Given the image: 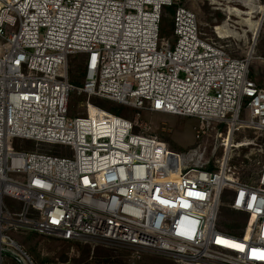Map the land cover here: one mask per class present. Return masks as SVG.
I'll return each mask as SVG.
<instances>
[{"label": "built area", "instance_id": "2783aa9c", "mask_svg": "<svg viewBox=\"0 0 264 264\" xmlns=\"http://www.w3.org/2000/svg\"><path fill=\"white\" fill-rule=\"evenodd\" d=\"M179 3L0 0V264H35L10 232L123 247L137 259L156 253L174 264H264V162L243 179L231 165L238 133L264 135L254 49L233 56L218 26V40L207 37ZM164 8L174 9L166 40ZM261 14L254 43L261 32L264 40V4ZM76 56L82 87L69 81ZM75 91L87 96L86 112L69 119ZM95 98L196 118L200 144L174 152ZM211 137V156L223 152L214 165L203 143ZM13 140L35 146L13 151Z\"/></svg>", "mask_w": 264, "mask_h": 264}, {"label": "rangeland", "instance_id": "374dc122", "mask_svg": "<svg viewBox=\"0 0 264 264\" xmlns=\"http://www.w3.org/2000/svg\"><path fill=\"white\" fill-rule=\"evenodd\" d=\"M236 0H180L179 5L196 16L197 23L202 29V33L209 38L218 40L215 34V27H222L227 30L230 38L221 43L229 53L238 58L249 55L254 49V59L250 65V76L258 85L264 87V40L262 32L259 34L257 42L254 43L253 37L256 30L259 29L262 14L260 6L264 4V0H246L245 3L255 4L254 19L249 24L246 21L249 17L241 18L235 15L230 16L231 8L240 9L243 12H249V6L246 9ZM253 4V3H252ZM237 13V12H236ZM174 9L164 8V17L166 22L161 31L160 39H169L172 37V16ZM174 45V41L172 42ZM82 59L75 63V68L84 73ZM71 66V60L68 63V70ZM99 100V99H98ZM88 98L86 95L79 94L77 91L71 94L69 105V119L83 117L86 112L85 104ZM91 104L97 105L95 99L90 100ZM106 109L122 111L126 115L125 118L133 122H140L146 125L149 132L164 140L171 150L177 153L186 154L200 144L196 139V131L200 126V121L196 118L180 117L173 115H165L152 113L147 111H136L128 109L122 105L115 103H103ZM98 106V105H97ZM102 108V107H101ZM139 114V117L137 116ZM207 146V159L214 165L217 161H221L223 152H217L216 157H212L215 148L214 137L203 141ZM249 143L238 150L233 149L232 166H236L241 173L243 179L251 171H258L260 164L264 162V135L253 131H242L236 135L235 144ZM35 143L24 140H13L10 148L13 151H23L24 148L31 150ZM42 152H58L62 153L59 148L41 147ZM4 206L10 211L18 209L19 202L16 200L5 198ZM9 235L28 252L35 264H174L168 258L156 253H140L141 258L137 259L135 253L123 247H113L102 243L94 242H75L64 241L62 239L39 235L34 232H10ZM89 251L90 257L87 252ZM96 253L98 258L94 260L93 254ZM134 254V255H133ZM100 257V258H99ZM95 258V259H96ZM168 259V260H167ZM13 264L5 262V264Z\"/></svg>", "mask_w": 264, "mask_h": 264}, {"label": "trees", "instance_id": "16d2710c", "mask_svg": "<svg viewBox=\"0 0 264 264\" xmlns=\"http://www.w3.org/2000/svg\"><path fill=\"white\" fill-rule=\"evenodd\" d=\"M165 22H166V18H164V20H163L162 28L164 27ZM169 26L173 29V24H170ZM79 59H82V58L79 56H76V57H73L70 59L71 60V66L69 67L68 74H69V81L72 85L77 86V87H82L84 84V80H85V72L81 74L80 70L78 68H75V66H76L75 63L77 61H79ZM82 61H83V59H82ZM95 100L97 101L96 104L98 105V107H100V108L102 107L103 109L107 108L104 106L103 103H105V102L108 103V101L98 100L96 98H95ZM109 103H111V102H109ZM108 112H110L113 115L119 116V117H126V115L123 113V110L122 111H115V110L109 108ZM87 254H88L87 256L90 257L89 251L87 252ZM93 257H94V260H96V262H100V261H97L98 256L96 253L93 254Z\"/></svg>", "mask_w": 264, "mask_h": 264}, {"label": "bare ground", "instance_id": "6f19581e", "mask_svg": "<svg viewBox=\"0 0 264 264\" xmlns=\"http://www.w3.org/2000/svg\"><path fill=\"white\" fill-rule=\"evenodd\" d=\"M242 1V3H244V6H246V9H247V7L249 6V12H243V11H241L240 9H237V8H231L230 10H229V15L230 16H233V15H235L236 17H239V18H241L242 16H246V17H249L246 21H248L249 22V24L251 23V24H253L252 23V21H253V19H254V14H255V12H254V9H255V4H254V2L253 1H251V3L250 4H248V3H245V1L246 0H236L235 2L237 3V2H241ZM253 3V4H252ZM260 10L262 11V6H260ZM237 12V13H236ZM254 25V24H253ZM224 26V25H223ZM223 26L222 27H219L217 30L219 31V34L221 35V36H223V37H227V38H230V36L228 35L229 33H227V30L228 31H230L228 28H226L227 30H225V29H223ZM259 26H260V23H259ZM256 31H258V30H256ZM249 143H245V144H242V145H240L239 147H244V146H247Z\"/></svg>", "mask_w": 264, "mask_h": 264}]
</instances>
